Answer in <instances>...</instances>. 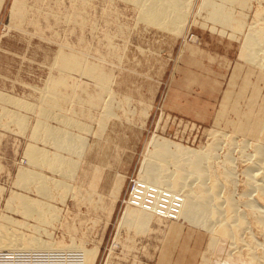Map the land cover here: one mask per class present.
Wrapping results in <instances>:
<instances>
[{"label":"rangeland","instance_id":"rangeland-1","mask_svg":"<svg viewBox=\"0 0 264 264\" xmlns=\"http://www.w3.org/2000/svg\"><path fill=\"white\" fill-rule=\"evenodd\" d=\"M187 5L175 32L145 23L131 0H0V227L37 240L40 249L51 245L49 253L70 264H264L250 258V233L242 232L240 250L234 247L243 227L256 243L262 238L257 226L234 222L230 212L211 254L206 228L151 212L137 226V207L119 203L129 180L140 181L153 139L215 154L209 173L215 171L220 197L232 196L237 214L249 213L243 201L257 198L253 190V196L241 194L243 170L254 168L246 157L255 146L264 149V68L244 61L240 51L264 3ZM8 97L25 104L2 100ZM15 113L23 126L12 119ZM48 127L75 137L81 155L44 142L40 129ZM33 148L72 162L74 176L28 160ZM168 165L166 172L173 169ZM228 168L232 176L225 178ZM21 171L43 178L50 198L32 182L27 189L16 185ZM58 182L68 189L56 188ZM17 197L37 201L28 211L38 218L11 202ZM47 208L56 211L55 220L40 218ZM126 211L130 225L121 223Z\"/></svg>","mask_w":264,"mask_h":264},{"label":"bare ground","instance_id":"bare-ground-1","mask_svg":"<svg viewBox=\"0 0 264 264\" xmlns=\"http://www.w3.org/2000/svg\"><path fill=\"white\" fill-rule=\"evenodd\" d=\"M131 1L134 4V6L137 7L138 14H141L145 18L144 20L145 23L153 25V26H157L159 27V29H162V28L168 29V30L170 29L175 32H177V30L181 26L183 18L186 17L184 16L185 15L184 13L186 12L185 7L187 4H189V0H131ZM260 1L264 3V0H260ZM240 52H241L240 57L244 61L252 65H255L257 67L264 68V12L259 13L258 16H256V22L255 24H253L252 27H250L249 34L245 38ZM2 100H4L5 102L11 105H16L19 107H23L25 104L24 101L16 100L14 98H9V97L2 98ZM112 109H113V103H111L110 107L108 108V111L106 112L107 116L112 114ZM12 115H13L12 119L14 118L21 125L24 123L23 120L19 118L18 115H16V113ZM66 121H67L66 119L65 120L61 119L60 122L68 123ZM104 125L105 124L103 123L101 126H104ZM37 126H39V124ZM40 131H42V134H44V137L42 138L44 142L51 144L53 147L57 149H61L67 152L77 153V155L79 156L81 155L82 149L79 146V144L78 146L77 144L75 145V137H73L71 134L64 133L58 129H54L50 127L43 128L42 130L40 129ZM216 141H219V140H216ZM215 142L213 141L212 144H214ZM151 145H152V150L148 151L147 155L144 158L143 172L141 174L140 181L137 182L139 184H143L144 189H142V192H145V188L152 187L155 190L164 191L171 196L180 197V200H181L180 210L177 215V218L174 219L175 222L177 223L180 220H183L189 225H192V226L194 225V226H199V227L202 226V228L204 227L203 229L206 228L207 231H209L211 235L210 240H209L210 241L209 251L211 252V254H213L212 252L214 251V247L217 242L215 235H217L216 233L220 234L219 232L222 230V227L224 226L223 223L225 221H223L224 219L222 220V217L224 215L226 216V214L230 212L231 216L233 217L232 219H234V222L237 219L239 220L241 219V221H243V225L246 227L247 225L251 226V224L253 223L255 226H257L258 230L261 232L260 234H256V235H260L262 238V241L260 240L261 242H259L260 244L258 242L257 244L256 241L252 240L253 235L251 234L252 233L251 230L250 229L248 230L246 228L248 230L247 231L245 227H243L238 230V233L236 235L237 240L240 244L238 246H236L235 244L234 247H236L237 250H240L242 246L241 243L243 241L242 236L243 235L245 236V232L250 233V237H248L249 242H247V246L251 248L250 249L251 251L249 253L250 258L264 260V257H263L264 256V210H263L264 208L261 207L263 211L260 209V206H262L264 203V168H263L264 149L263 147L261 145L255 146L254 155L252 156L250 155L249 158H247L248 157L247 156L245 159V160L247 159L250 160L254 164L253 165L249 161L251 163V166H254V168L243 170L244 171L243 174L247 178L246 179L247 183H246V186L242 190L241 196H245V195L248 196L249 193L247 194L246 192L251 193L253 190L254 194L255 192L257 193L256 194L257 198H256V195H254L255 196L254 198L256 199L252 200V198L249 197L251 198V200L243 201L242 204L244 207H246L249 213L245 214L244 212H242V213L237 214L234 211L235 201L233 200L232 196H231L232 199L229 197H225L226 195L225 196L223 195L224 196V197L222 196L223 198L220 197L221 184L217 182L218 180H216L217 176L215 174V171L214 170L212 171L213 169L212 164L210 165L209 163L212 160L211 158L215 157V154H213L214 156H212V153H210V151H207V152L206 151L205 152L189 151V150L180 148L177 145H172L166 141H158L156 139H153V141H151ZM215 149L212 151H215ZM226 156H227L226 158H228L227 160H229L230 158L228 157V154ZM27 157H28V160L35 162L37 164H45L52 171L59 170L63 172L64 175H67L68 177L69 175H73V173L75 172V169L77 168L72 162L66 161L61 157H48L46 153L41 152L37 148L31 149L27 153ZM226 158H224L225 161H227ZM208 163L210 167L212 168L210 173H209V168L207 166ZM168 164H170L173 168L171 169L170 172L169 170L168 172H166V167L167 166L169 167ZM229 165L231 164L229 163ZM222 173H223L222 175H224L225 178H229V176H232V174L230 175L229 168L227 170H224ZM256 174H258L257 176L259 178L256 176ZM188 177H190L189 179L192 178L190 180L192 181V183L191 184L189 183V184L193 186H189L187 184V181L189 180ZM209 178L212 180L211 181L212 184L209 185L210 187H206L205 183H207V180L209 181ZM227 180L225 179L224 181H227ZM31 182L33 183V185ZM194 182H196L195 183L196 185L193 184ZM230 182L232 183L233 180L231 179ZM16 183H17L16 185L25 187L26 189L28 188V186L32 185L35 187L34 190L38 192L39 194H41L42 196L46 198L47 197L50 198L51 196L50 195L51 189H49V187L46 185L44 179L39 176H35L34 174L30 172L21 171V173L19 174L18 181ZM197 184H199L201 187H199ZM227 184H225L224 186H226ZM232 184L234 185L235 183H232ZM54 186L56 188L58 187L63 188V189L67 188L66 185L61 184L59 182L55 183ZM207 186H208V183H207ZM222 188H223V185H222ZM253 193H251V195ZM16 200H17V203L18 202L19 204L21 203L20 206L25 207L22 209L24 211L23 213H25V216L31 218L32 216L35 215L38 218V216L40 215L39 212L35 213L34 211H31V210L28 211L29 206H33L34 204H37L38 203L37 201L17 197L16 199H11V202L13 203ZM257 203L260 204V206H258ZM137 209L136 211L134 210V212H137V215H138L137 226H145V224L148 222V219H149V215H150L149 211L144 210L141 207V205L137 207ZM55 212L56 211H54L52 208L43 209L41 212L40 218H47L48 220V217L52 218L53 216H55L54 215ZM249 217H250V220H249ZM130 218H131L130 212L126 211L121 223L124 225L126 224L130 225L131 224ZM232 219L231 221L233 222ZM10 223H12L11 219H10ZM15 224H16V221H15ZM230 224H233V223H230ZM220 225H223V226L220 227ZM218 226L220 227L219 228L220 230L219 232H216ZM227 226L228 225H226L224 229H226V234L228 235V237L231 239V242H232L233 238L236 239V237H234L235 234H233V231ZM242 232H244L243 235H242ZM230 239H228V241ZM36 241L35 239L34 240L28 239V238H25V236H22L20 234H15L14 232H11V231L9 232L8 228L0 227V252L5 251V252H10V253H16V252L49 253L51 245L50 246L48 245L47 249L43 250V249H40L41 247H38V244H37L38 241L37 242ZM228 246L230 247V245ZM257 247H259L260 250L259 249L256 250Z\"/></svg>","mask_w":264,"mask_h":264},{"label":"built area","instance_id":"built-area-1","mask_svg":"<svg viewBox=\"0 0 264 264\" xmlns=\"http://www.w3.org/2000/svg\"><path fill=\"white\" fill-rule=\"evenodd\" d=\"M129 187L125 195L119 200L120 205L124 208L125 204L135 207H141L153 213L154 215L174 220L180 210V197L171 196L164 191L155 190L152 187L145 188L143 184L135 182L134 179L129 180ZM30 254V255H29ZM55 253H10L0 252V264H70L68 259H59ZM69 259H79L78 257H71ZM75 264H79L77 261Z\"/></svg>","mask_w":264,"mask_h":264}]
</instances>
